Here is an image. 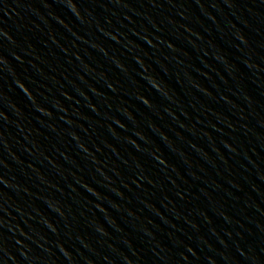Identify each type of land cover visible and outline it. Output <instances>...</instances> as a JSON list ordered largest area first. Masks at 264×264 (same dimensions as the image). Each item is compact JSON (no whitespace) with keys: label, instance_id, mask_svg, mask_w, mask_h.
Wrapping results in <instances>:
<instances>
[{"label":"water","instance_id":"water-1","mask_svg":"<svg viewBox=\"0 0 264 264\" xmlns=\"http://www.w3.org/2000/svg\"><path fill=\"white\" fill-rule=\"evenodd\" d=\"M0 264H264V0H0Z\"/></svg>","mask_w":264,"mask_h":264}]
</instances>
